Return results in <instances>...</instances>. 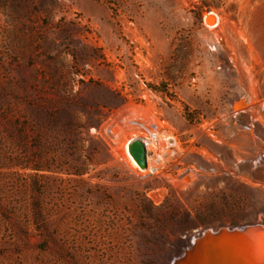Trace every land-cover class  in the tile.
I'll return each mask as SVG.
<instances>
[{"label":"rangeland","instance_id":"rangeland-1","mask_svg":"<svg viewBox=\"0 0 264 264\" xmlns=\"http://www.w3.org/2000/svg\"><path fill=\"white\" fill-rule=\"evenodd\" d=\"M244 227L264 230V0H0V264H174Z\"/></svg>","mask_w":264,"mask_h":264},{"label":"bare ground","instance_id":"bare-ground-1","mask_svg":"<svg viewBox=\"0 0 264 264\" xmlns=\"http://www.w3.org/2000/svg\"><path fill=\"white\" fill-rule=\"evenodd\" d=\"M220 233L217 244H213V237L204 245L197 242L184 259L174 264H264V230L252 232L253 242L249 244L242 239L231 241L227 234Z\"/></svg>","mask_w":264,"mask_h":264},{"label":"water","instance_id":"water-1","mask_svg":"<svg viewBox=\"0 0 264 264\" xmlns=\"http://www.w3.org/2000/svg\"><path fill=\"white\" fill-rule=\"evenodd\" d=\"M213 20L212 18H208L207 21H211ZM128 151L129 154L131 155V157L133 158V160L135 161V163L138 165V167L142 170H145L147 168V149H146V145L144 143V141L141 138H136L135 140H133L129 146H128ZM261 230L260 228L257 227H244L238 230H218L216 232H211L213 235V244H217L219 241V238L221 239V231H225L227 232V238H229L231 241L234 240V242H237L238 240H247L249 241L248 244L252 241L253 236H252V232L253 230ZM208 233V232H206ZM206 233H204L203 235H201L200 237H198L197 242L199 243V245H204L203 243L206 242L208 239H205V235ZM262 234V233H260ZM251 240V241H250ZM245 241V242H247ZM253 242V241H252ZM232 246V245H231Z\"/></svg>","mask_w":264,"mask_h":264},{"label":"trees","instance_id":"trees-1","mask_svg":"<svg viewBox=\"0 0 264 264\" xmlns=\"http://www.w3.org/2000/svg\"><path fill=\"white\" fill-rule=\"evenodd\" d=\"M242 209L243 207L239 205L225 204L222 208H220V210L215 211V209H213V207L210 206L207 210L197 213L196 218H195L196 220H189V222L192 224H195L198 221L201 226H208L210 225V222L211 220H213V218H222V217L234 218L236 214H238V212L241 211ZM186 218H189V216L186 215ZM220 225H225V224L222 223ZM229 225L234 226L236 224L230 223ZM192 226H196V225H192ZM185 231L186 230L183 229V233Z\"/></svg>","mask_w":264,"mask_h":264}]
</instances>
